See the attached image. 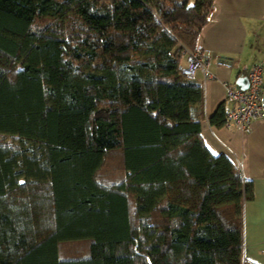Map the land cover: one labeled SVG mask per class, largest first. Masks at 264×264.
Instances as JSON below:
<instances>
[{"label": "trees", "instance_id": "16d2710c", "mask_svg": "<svg viewBox=\"0 0 264 264\" xmlns=\"http://www.w3.org/2000/svg\"><path fill=\"white\" fill-rule=\"evenodd\" d=\"M214 2L0 0V264H252L181 73Z\"/></svg>", "mask_w": 264, "mask_h": 264}, {"label": "crops", "instance_id": "0c3cea01", "mask_svg": "<svg viewBox=\"0 0 264 264\" xmlns=\"http://www.w3.org/2000/svg\"><path fill=\"white\" fill-rule=\"evenodd\" d=\"M197 48L206 61L192 78L202 91L196 112L200 137L213 155L228 156L252 182L253 198L243 206V255L252 264H264V118L252 122L247 132L209 124L219 104H224L225 112L229 109L225 87L238 88L236 80L246 71L256 64L264 66V0H215Z\"/></svg>", "mask_w": 264, "mask_h": 264}, {"label": "built area", "instance_id": "2783aa9c", "mask_svg": "<svg viewBox=\"0 0 264 264\" xmlns=\"http://www.w3.org/2000/svg\"><path fill=\"white\" fill-rule=\"evenodd\" d=\"M206 67V61L198 53H187L185 66L181 73L193 78L197 71ZM264 66L256 64L246 71L247 87H225L224 102L229 106L225 112L224 127L247 132L251 123L264 118V104L261 103L262 85H264Z\"/></svg>", "mask_w": 264, "mask_h": 264}, {"label": "rangeland", "instance_id": "374dc122", "mask_svg": "<svg viewBox=\"0 0 264 264\" xmlns=\"http://www.w3.org/2000/svg\"><path fill=\"white\" fill-rule=\"evenodd\" d=\"M114 163L111 164V166L109 167V169L107 167H105L106 171L103 176L104 180H108V179H120L123 176V172L121 171L120 168V163H119V155L114 154ZM69 251V250H68ZM68 253V252H67Z\"/></svg>", "mask_w": 264, "mask_h": 264}, {"label": "water", "instance_id": "95a60500", "mask_svg": "<svg viewBox=\"0 0 264 264\" xmlns=\"http://www.w3.org/2000/svg\"><path fill=\"white\" fill-rule=\"evenodd\" d=\"M235 84L239 89L244 90L247 87V79L245 77H240L236 80Z\"/></svg>", "mask_w": 264, "mask_h": 264}]
</instances>
